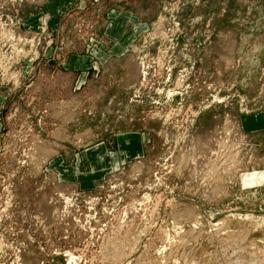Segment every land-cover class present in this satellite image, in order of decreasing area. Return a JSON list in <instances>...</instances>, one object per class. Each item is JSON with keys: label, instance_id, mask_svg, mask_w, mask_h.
Segmentation results:
<instances>
[{"label": "rangeland", "instance_id": "obj_1", "mask_svg": "<svg viewBox=\"0 0 264 264\" xmlns=\"http://www.w3.org/2000/svg\"><path fill=\"white\" fill-rule=\"evenodd\" d=\"M29 2L0 0V264H264V0H143L129 57L82 84L114 2ZM101 143L127 157L82 189Z\"/></svg>", "mask_w": 264, "mask_h": 264}, {"label": "crops", "instance_id": "obj_2", "mask_svg": "<svg viewBox=\"0 0 264 264\" xmlns=\"http://www.w3.org/2000/svg\"><path fill=\"white\" fill-rule=\"evenodd\" d=\"M37 1H40L37 4ZM87 5H89V0H85ZM112 6L104 13L103 18V29L102 34L109 39L111 43L110 46L98 43L94 45L91 52L80 53L73 56L68 64L74 63L77 68H75V73L73 77L76 79L78 84H82L90 77H95V72L92 70L96 65L110 64L115 61L126 59L129 57L126 55L127 49L135 43L140 34L146 31L150 26V21L144 18L145 10L140 7V3L143 0H134L133 4H137V7L133 8L132 0H112ZM80 0H35V2H29L25 6L27 9L33 13L36 11L47 10L50 15L64 13L69 8L79 6ZM129 4V6H127ZM131 4V5H130ZM40 5L39 7H36ZM125 5L127 7H124ZM87 11V8L86 10ZM84 11V12H85ZM83 12V11H82ZM35 13V15H36ZM88 54V55H87ZM53 57V55H52ZM51 57V58H52ZM100 68V67H99ZM0 99V108L3 105ZM264 117V113L262 114ZM248 125L251 126V116L247 117ZM117 136L116 141L120 140H136L135 152L140 153L141 147H139L137 136L128 135L121 138ZM120 148V147H119ZM116 146L111 149L109 146L101 143L91 149L81 151L76 155L75 163L73 167H69L70 171L75 174L77 172L76 182H78L79 187L82 189H92L98 181H100L103 176L102 172L106 169L112 168V166L117 165L120 160L127 157L126 151H120ZM75 169V170H73ZM244 180L246 183L251 184H261L264 183V171H255L247 175Z\"/></svg>", "mask_w": 264, "mask_h": 264}, {"label": "water", "instance_id": "obj_3", "mask_svg": "<svg viewBox=\"0 0 264 264\" xmlns=\"http://www.w3.org/2000/svg\"><path fill=\"white\" fill-rule=\"evenodd\" d=\"M87 8V2L85 0H80V3H79V6L74 10V11H85ZM70 13H73V10L70 11ZM65 19H63L60 23V26H59V31H58V40H57V43L59 44V36H60V32H61V26H62V23L64 22ZM57 49H55V53H54V56L50 59V60H47V61H41L38 65V67H40L41 65H47L49 67H55L56 64H57V60H56V52H57ZM5 115V112L4 114Z\"/></svg>", "mask_w": 264, "mask_h": 264}]
</instances>
